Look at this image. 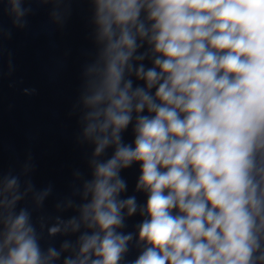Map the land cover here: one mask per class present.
<instances>
[{"label": "clouds", "instance_id": "9594fccd", "mask_svg": "<svg viewBox=\"0 0 264 264\" xmlns=\"http://www.w3.org/2000/svg\"><path fill=\"white\" fill-rule=\"evenodd\" d=\"M95 5L105 68L86 100V133L95 134L96 155L110 144L115 152L96 164L87 186L92 198L82 215L98 230L81 237V256L65 264H118L132 238L116 231L122 212L137 211L134 196L118 198L127 187L119 173L133 163L140 165L137 189L148 193L138 233L146 246L134 264H253L264 228V167L257 163L264 152V0ZM14 9L23 14L19 0ZM137 37L147 38L154 58L152 67L135 68L146 87L133 88L125 70ZM133 112L134 146L121 137ZM0 264H44L24 212L8 221Z\"/></svg>", "mask_w": 264, "mask_h": 264}, {"label": "water", "instance_id": "95a60500", "mask_svg": "<svg viewBox=\"0 0 264 264\" xmlns=\"http://www.w3.org/2000/svg\"><path fill=\"white\" fill-rule=\"evenodd\" d=\"M19 3L22 15L14 0H0V244L9 219L24 212L44 264H65L81 256V237L98 230L83 219V206L92 198L87 186L96 164L115 152L110 144L96 155L95 134L86 133L92 111L86 100L105 68L106 40L100 37L95 0ZM141 18L150 25L146 13ZM137 43L131 69L125 70L133 88L146 87L135 68L152 67L154 58L147 38L137 37ZM140 55L143 60L136 59ZM149 91L154 94L155 88ZM142 114L151 115L147 109ZM135 118L133 112L132 123L121 132L126 144L134 142ZM257 163L264 167V152L257 154ZM140 174L138 163L119 173L127 187L118 198L134 196L137 211L130 216L126 208L122 212L123 226L116 231L132 238L118 264H134L146 246L138 236L139 225L148 218L142 214L148 193L137 189ZM258 195L264 197V182ZM53 227L59 231L52 233ZM258 237L253 264H264L259 259L264 255V228ZM50 250L57 255L50 256ZM91 258L98 259L94 254Z\"/></svg>", "mask_w": 264, "mask_h": 264}]
</instances>
